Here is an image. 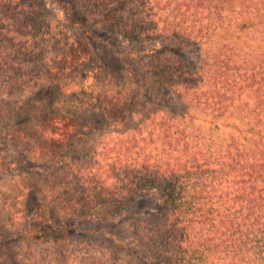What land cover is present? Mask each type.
Masks as SVG:
<instances>
[{
    "label": "trees",
    "instance_id": "1",
    "mask_svg": "<svg viewBox=\"0 0 264 264\" xmlns=\"http://www.w3.org/2000/svg\"><path fill=\"white\" fill-rule=\"evenodd\" d=\"M62 2L67 19L50 0H0L1 104L29 105L27 93L56 98L65 89L60 79L84 68L97 82L90 99L107 122L93 149L71 157L69 139H83L96 123L63 103L56 110L69 115L43 111L29 140L45 161L33 163L45 166V193L59 196L65 215L111 220L133 210L140 196L157 195V206L131 224L153 259L264 264V0ZM101 17L126 42L159 46L137 56L109 49L89 26ZM191 48L199 51L194 68L177 57ZM135 59L144 63L139 75L124 65ZM22 112L20 124L32 117ZM23 127L29 129L16 132L25 135ZM47 232L29 228L25 237L45 243ZM58 234L48 262L77 264L81 248L89 255L82 264H101L93 249L72 252L61 228Z\"/></svg>",
    "mask_w": 264,
    "mask_h": 264
},
{
    "label": "rangeland",
    "instance_id": "2",
    "mask_svg": "<svg viewBox=\"0 0 264 264\" xmlns=\"http://www.w3.org/2000/svg\"><path fill=\"white\" fill-rule=\"evenodd\" d=\"M62 1L50 0L59 15L67 19L69 13L65 2ZM104 20L106 19L102 17L94 19L89 21V26L95 35L102 38L109 49H114L119 53L131 51L137 56L142 55L141 51L144 49L149 51L159 46L128 43L121 38L117 25L107 23ZM81 38L83 37H80L79 40ZM83 44L88 53L94 50L92 43L83 42ZM198 53V49L192 48L178 50L177 57L185 67L194 68L198 61ZM128 62L131 61L128 60ZM135 62L136 65L127 62H124V65L127 68L130 67L129 70L132 71V74L139 75L138 67H142L144 63L137 59ZM86 72L84 68H73L67 72L65 77L60 79L61 85L65 89H62L61 95L56 98L51 96L52 99H50L46 95L39 96L38 94L30 95L31 93H27L26 99H28L29 105L23 107H17L12 103L4 107L0 100V264H63L64 260L48 262L45 258L51 253L54 245L61 243L62 237L60 234L57 235L60 228L64 231L65 236L63 238L70 245L69 249L72 252H74L75 246H86L93 249L94 254L100 260L102 259L101 264H109L112 261L116 264H163L161 261L153 259L149 250L138 243L131 227L132 222L136 221L139 216L157 206L159 202L157 195L140 196L139 203L133 210L112 220L98 217L86 219L68 216L60 212L57 206L59 196L53 199L51 194L44 191V177L41 175L42 167L45 166L33 165L34 162L45 163L38 152L39 150L35 149L34 143L32 145V141L29 140L33 132L32 129H35L32 126H36L45 109L49 110L47 115L57 117L69 115V112L75 113L76 110L80 109L82 117L85 114L89 119H93L92 123H96L97 128L85 132L83 139L74 136L69 139L70 142L65 149L71 157L74 156L75 151L82 153L90 148L93 149L94 140L106 133V128L103 127L107 124L104 119V111L98 102L91 101L89 94L91 91L89 88L94 89L97 82L92 77L86 78ZM123 73L126 71L123 70ZM115 76L116 79H112L121 83L120 75ZM129 77L133 78L132 75ZM85 79H87V91L84 93L81 92L80 88L86 82ZM129 83L137 85L131 79ZM112 87L117 88L118 85H112ZM68 88L79 90L74 93ZM49 101L50 103H48ZM61 103L67 107L69 112L63 108L57 112L56 105L60 106ZM46 104L50 106L52 104V107L49 109ZM21 110L30 116L32 115V117L26 116L28 122L25 120V123L22 124L18 122L25 118L23 112L19 113ZM78 120L80 118H77V122ZM32 121L34 122L32 123ZM70 121H74V118ZM19 125L28 126L29 129L21 128L26 131L25 135L16 132ZM68 193L61 196L70 197L71 190ZM41 227L50 231L47 232L49 238L45 243H34L25 237L27 229ZM74 255L73 260L76 259L77 264L83 263V257L87 259L89 257V255L83 254L81 248H78ZM68 257L64 258L69 259Z\"/></svg>",
    "mask_w": 264,
    "mask_h": 264
}]
</instances>
